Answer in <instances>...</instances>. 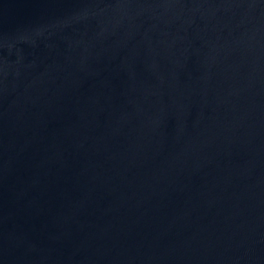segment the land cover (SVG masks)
I'll use <instances>...</instances> for the list:
<instances>
[{
	"label": "water",
	"instance_id": "1",
	"mask_svg": "<svg viewBox=\"0 0 264 264\" xmlns=\"http://www.w3.org/2000/svg\"><path fill=\"white\" fill-rule=\"evenodd\" d=\"M0 264H264V0H0Z\"/></svg>",
	"mask_w": 264,
	"mask_h": 264
}]
</instances>
